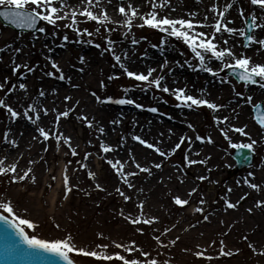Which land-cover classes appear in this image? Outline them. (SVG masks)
Wrapping results in <instances>:
<instances>
[{
    "label": "rangeland",
    "instance_id": "rangeland-1",
    "mask_svg": "<svg viewBox=\"0 0 264 264\" xmlns=\"http://www.w3.org/2000/svg\"><path fill=\"white\" fill-rule=\"evenodd\" d=\"M240 1L245 5L246 2L250 0ZM122 2H124V0H118V3ZM79 18L81 19L79 27L81 29L88 28L89 31L93 33L92 37H88L86 34H84L83 37L78 36L72 28L64 27V25L67 24L65 21L58 22V26H52L46 21H42V25L40 26V28H45L47 30V35L54 38V44H60L62 42L70 43L79 40L86 44L90 43L87 41L91 40L94 41L91 43L96 45V50L91 54V57L93 58L91 60L92 62L95 60L100 62L101 67L94 66L92 69H97V74H89L85 77H83V74L78 75L80 77L78 81L87 86V92L80 91L69 103L62 101L58 103L59 111L67 110L68 108L73 109L68 117H61L59 131L65 136H70L72 138V145L73 147H76L78 154L75 156L72 155L71 150L64 143L63 139L60 141L59 150H57L55 139L50 137L49 140L44 141L43 138H38V142L34 145L38 150L36 153L32 151L30 155L31 161H35V163H22V171L26 170L28 167L33 168V172L30 173V176L35 175L37 178L36 181L33 182L29 178L24 181L10 183L9 177L11 174L0 175V199L4 197L12 199L19 214L26 218H31L37 223L35 234L46 239L63 238L68 233H71L78 246H83L91 250H102L97 246L108 244L109 248L107 251L109 253L120 251L122 254L128 255L129 258L140 257L145 260L156 258L160 264H166V262H170V264H264V255L260 254L258 251H254L253 248L250 247V245H255L257 249L264 247V207L256 208L251 204H245L244 206L246 207L248 214L242 215L240 208L233 212L227 210L221 213V211H218V208H215L213 204L218 196L222 198L227 195V192L224 189L221 191L218 187V184L222 182L224 177L227 180L223 182V186H225V188H231L233 185L232 182L237 181L240 183L241 175L248 173L259 163L261 154L254 150L252 151L255 154V159L250 168L237 170L236 163L232 158L231 161L233 162V165H231L230 169L223 170L221 175L211 176L212 172L208 174L203 172V165H197L195 167L188 166L185 154L189 157L190 154L188 146L184 144L174 155L166 158L164 167L165 169H171L175 176L188 180V186L191 188L195 187L198 189V191L190 197L191 204L181 206L177 205L173 200L175 195H180L181 198L189 199L188 193H185L187 195L180 194L179 191L174 190V188L171 190V195L166 193V187L169 185L168 178L170 175V173L166 171L163 172L164 178L161 184L164 189H161L160 187L157 189V199H155V204L161 210V212L158 213L159 221L154 222L152 225L144 223L134 225L126 218V216H121V210H123L126 215H131L132 217L138 216L139 212L128 210L126 205L122 202L124 197L116 192V188L119 187L127 193L126 189L123 188L121 184H117L116 177L118 176V173H116L109 163L104 162L106 155L104 154L103 149L95 148L96 142L93 137V134L95 133L93 128L88 127V124L81 118L82 115L88 116L89 110L80 103L77 105L76 101H80V95L88 96L92 91H95L96 96L101 97V100H97L96 97H93L96 100V104L108 101L106 99L107 96L114 97L113 101L108 102H115V100L121 99L122 95L127 92H144V94L147 95L148 101L151 97L152 100L160 103L164 110L161 111L162 114L159 118L162 121L167 122V119L169 118L165 108L175 105L178 101L177 98L170 92H163L162 88L158 89L147 82L129 78L114 79L113 75L115 73L113 72V62L109 57V51H106L107 41L105 40V37L110 36L111 39H124V41L125 39L137 40L138 42L133 45L134 49L131 51L135 57H139L141 54L143 55L146 49H150L154 52L153 49L158 48L160 43L165 42L171 47L173 52L177 54L172 64H187L191 69L194 68L191 64V59L194 53H192L191 48L182 38H172L168 36L167 33L148 25L140 27L139 25L142 22L139 20H136L133 23V27L129 31L125 26L116 23L103 25L99 24L97 21L85 20L83 16H80ZM248 22L251 23V17H248ZM0 26L7 29L13 40L22 44L27 43L28 35L30 33L16 32L12 28L5 26L1 20ZM97 27H99V34L96 33ZM108 28H111L112 31L108 32ZM243 30L249 31L244 20ZM253 32L254 29L251 30V33ZM65 34L69 37L67 41L63 40ZM236 37L238 40H241L243 47L248 48V42L245 37H242L239 34H237ZM97 44H99L100 47H97ZM137 44L139 45L137 46ZM126 48L130 49L131 46L126 45ZM63 54V63L59 65H63L65 69H70L75 65L78 54L70 48L65 49ZM23 55H27L28 59H21L22 65H28V67L36 69L42 77H48V72L58 74L61 71V66L59 69L49 65L45 66L42 63L43 57L39 58L38 54L32 49H27L26 47ZM30 61L32 62L31 64L29 63ZM219 64L221 66L222 62H219ZM22 68L24 70L20 69L19 71H14V67L11 63H0V69L4 71V77L7 78V80H4L3 82H5L7 86L15 84L18 75L24 73L25 70H28V68L23 66ZM227 70L228 69H223V71L220 72V76L226 81V90L224 92L227 91L231 95L237 96L236 93L240 92L241 89L245 87L254 88L260 84L256 83L255 86L250 84L249 86L239 84L227 74ZM31 77L32 78L30 79L33 81L34 75ZM192 81L199 82V78L194 77V80ZM233 85L235 87H233ZM125 88L130 90L125 92ZM8 94L19 95L22 103L18 102L17 105H15V101H12L11 103L21 112L29 105V103H32L36 97L32 85H29L26 91L20 89L18 86L13 92H7V88L0 90V98L5 99V101L7 100L6 98ZM259 104L262 103H253V105ZM253 105H249L250 113L253 112ZM196 110L197 111L192 112V117L188 120L189 123H192L195 126L194 129L189 132L192 141L194 143L197 142V135L204 136L205 138L206 136H211L212 139L214 138L218 142V146H223L226 141L211 133L213 117L211 110L208 107H198ZM5 111L7 110L0 106V124L4 120ZM88 118L93 120V123L97 122L101 125L105 124L102 119L95 121L96 118L94 115H90ZM253 121L252 123L254 124ZM118 132L122 133L123 131L122 129H119ZM89 141H91V143H89ZM46 147L47 151H44ZM212 149L216 152L218 151L214 147H209V150ZM86 152L92 153L87 160L84 159V154ZM203 159L204 158L201 160ZM206 160L207 163L204 165L213 171L215 168L214 163H210L209 158ZM69 161H71V163H69ZM84 163L87 164V168L81 167V164ZM89 170L96 173L95 179L88 176L87 173ZM194 171H196L199 176L207 177V179L203 180L200 184L193 183L191 174ZM52 173L54 176L52 181H50V175ZM65 173L69 177L68 183L72 186L71 192L67 193L65 191ZM246 179L251 182L254 181L250 177H247ZM97 183H100L103 186L102 189H97L95 187ZM249 194L251 197L258 198V195L253 190L250 191ZM200 195H202L203 199H208L212 203L200 205L198 202V200H200ZM262 196V199H264V194H262ZM197 207H203L205 209L204 213L194 211ZM25 208L28 209L26 213L23 212V209ZM249 208H252L253 211L249 212ZM0 211L3 210L0 209ZM165 212H168L166 220H168L172 214L179 218L183 217V215H190L191 219L189 221L201 220L199 222L200 227H195L190 230H196V228H199L197 233H200V239H195L193 242L195 246L201 245L202 247L199 249L192 248L190 252H187L185 249L188 250V248H186V245L188 244H185L181 238V240L177 241L175 245H169L167 248H162L156 242L154 236L159 235L165 228H170L169 225L160 221L162 218L164 219L163 215ZM204 215L209 216V220H207L208 222H204ZM145 216L150 217L153 216V214H146ZM213 217L217 218V221L212 219ZM56 224H59L60 227L57 228ZM138 228H143L144 231L141 233L137 231ZM26 231L30 234L33 232L32 229L27 228ZM178 231V229L172 230L161 238L165 241V244H167L170 240L176 238L175 234ZM101 232L104 234L103 237L99 235ZM245 236L248 238L247 240L244 239ZM221 239L225 241L226 251H231L236 248L240 249V251L238 253L234 252V254L230 256L218 255L219 240ZM131 240H136L140 246L149 251L151 257H142L139 252L124 253L122 249L117 248L111 243L112 241L129 243ZM212 240H216L217 245H212ZM203 246L207 247V249L216 250L212 253L213 258L211 260L207 258V252L204 257L195 256V251L201 250ZM70 255L78 264H122L118 259L105 261L86 256L82 253H71ZM218 257H223L224 260Z\"/></svg>",
    "mask_w": 264,
    "mask_h": 264
},
{
    "label": "bare ground",
    "instance_id": "bare-ground-1",
    "mask_svg": "<svg viewBox=\"0 0 264 264\" xmlns=\"http://www.w3.org/2000/svg\"><path fill=\"white\" fill-rule=\"evenodd\" d=\"M152 3H159V0H151ZM68 3L72 7H83L80 3V0H68ZM128 7L129 0H124L122 2ZM132 6L138 7L140 13H148L152 10L151 3L149 0H130ZM213 3H217L219 7L222 9L225 3L233 4V7L229 10V13L226 14L228 17V21L230 22L229 26L237 27L243 30V20L244 17L239 15V9H245V16L251 17L253 12H258V6L251 5L250 1L246 2L244 5L240 0H170V3L167 7L157 8L156 11L163 16L165 14L169 15L172 18L184 17L186 19L202 20L204 16L207 14L209 20L213 19L215 15L211 11V5ZM101 4L103 7H96L95 5L91 6L92 10L97 13H102L104 9H107L108 14L113 18V20H121L123 19V15L118 12V7L121 3H118V0H111V3L108 0H101ZM70 10V9H66ZM196 12L197 16H189L188 13ZM260 15H264L263 13H259ZM80 15L77 16V19L81 21L79 18ZM139 20L142 22L139 16H137L133 23ZM66 23H69V20H62ZM60 22V21H58ZM113 24L112 22H109ZM198 30H208L198 28ZM254 33L258 38H264V32L260 29H254ZM168 36L175 38L167 33ZM227 35V34H226ZM234 36H230L229 45H234V51L237 55H248L253 58L254 62H264V46H261L257 43H253L251 47L245 48L241 44V40ZM79 40V39H77ZM114 43V48L109 51V57L113 62V75L114 79H123L130 78L126 74H124L123 70L119 67V62H117L112 55V51H115L116 54L121 55L122 60L128 67L132 70L145 71L149 68H156V72L153 73V77L155 76H163L164 80H162V87L164 85L168 86L170 89H175L178 87H186L188 90V94L194 96H203L204 98L215 101L218 104L223 105L222 108L218 110H211L212 114V130L211 133L216 135L226 142L223 146H218V142L213 138L211 142L207 139L200 141L197 140L194 143L191 140V143L185 140V145L188 146V151L191 159L201 161L209 158L210 163H214L215 168L213 171L204 164H194L190 167H195L197 165H203V172L210 173L212 175L218 176L221 175L223 170L230 169L231 165H233L232 154L230 153L234 148H237L236 145H242L244 143H249L251 139H255L257 143L253 146L255 152H259L261 155V159L259 163L248 173H244L240 177V183L235 181L232 182V191L229 192V188H225L223 186V182L227 179L224 177L222 182L218 184V187L222 191L223 189L227 192V195L215 200L213 203L215 208H218V211H225V209L233 212L236 209L240 208L241 214H248L245 204H251L256 208H261L264 206L257 205L258 200H262V194H264V130L257 128V125L252 123L253 115L249 111V105L252 106L253 103H262L264 105V85L259 84L257 87H245L240 90L243 93L242 96H234L229 92H224L226 90V81L222 79L220 73L214 76L211 73L206 71V68H200L198 66V58L193 55L191 59V64L193 65V69L189 67L187 64L176 65L172 64L174 59L176 58V53L173 52L171 47L165 42L160 43L159 47L153 49L154 52L150 49H146L144 54L139 57H135L131 51L134 49V44L132 40L124 39H112ZM127 41V42H126ZM127 43V44H126ZM126 45H130L131 48L127 49ZM139 44H137L138 46ZM32 49L38 54V57H43L42 63L45 66H52L51 60L48 59L51 56L55 59L59 64L63 63L64 59V50L72 49L75 53L78 54V58L74 66L70 69H65L63 65L61 69L66 77H71V81L68 79L61 80L59 78V74L54 76L42 77L39 72L34 69L29 72L25 70L24 73H20L17 78V82L15 85H19L20 83H27V85H32L34 91L36 93V97L32 103L37 111L40 112V119L37 123H32L27 120L25 116H21L19 118L10 119V114L8 111H5L4 120L0 124V158L8 157L6 161V165L11 164L12 162L18 163L17 172L22 174V163H29L31 161L30 155L31 152H37L38 148H35L34 145L38 142L39 133L37 132V127L43 126L46 130H51L55 128V116L56 111H59L58 103L70 101H65L64 97L66 95L74 98L80 91L87 92V86L84 83L78 81L80 78L78 75L83 74L88 76L89 74L96 75L97 69H93L95 66H99L100 62L97 60L93 61L91 54L96 50L95 44L93 43H83L81 41H72L70 43L63 42L60 44H54V38L47 35L46 32H35L28 35V40L26 44L18 43L13 40L9 35L7 29H4L0 26V63L11 65L15 68L17 64L21 65V59H28L27 55L24 54V49ZM19 48L22 51L17 52L16 49ZM109 48L107 43L106 49ZM127 52L128 56L125 59L123 54ZM108 54V53H107ZM80 57L84 58V61L81 62ZM102 59V57H101ZM166 62V63H165ZM220 61L213 59L211 61L210 66L213 68L219 69L221 66L219 64ZM32 63L31 61L29 62ZM83 71H80V69ZM103 71V69L101 68ZM101 71V72H102ZM118 74V75H116ZM34 75V80L31 81V76ZM78 76V78H77ZM82 77V78H83ZM194 77L199 78V82H193ZM133 79V78H130ZM5 80L4 71L0 69V82ZM82 80V79H81ZM53 81V82H52ZM12 82V81H11ZM75 85V86H74ZM201 89H205V92H201ZM55 90V91H54ZM40 91H44L45 95L40 96ZM95 91H92L88 94V96L80 95L79 103L82 106H85L88 111V116L94 115L97 121L98 119L104 120L105 124L101 125L97 122L92 124V128L94 130V141L96 142L95 148H100V143L102 141H106L107 143L115 146L119 144V147L115 149V151H109L108 153H104L106 158L104 162L108 163V160H120L125 163V171H134L138 174L134 177H129L135 185L134 188H128L120 179L119 174L116 177L117 184H121L123 188L126 189L127 194L132 197L131 200L123 199L122 202L126 205L128 210L130 211H138L139 212V202L144 201V213L145 215H155L158 216V213L161 212L160 208L155 204V199H157V189L160 187L164 189L161 185L162 180L164 178L163 172L168 171L170 173L168 182L169 185L166 187V193L171 195V190H178L180 194L187 195L191 189L188 186V180L183 178V182H181V178L175 176L174 172L171 169H165L164 165L166 163V159L161 157L158 153L155 152L154 149H149L146 145L141 144L139 141L133 139L134 136L140 135L143 138L148 139L150 142L157 143L164 150H170L175 146L176 143L179 142L181 136L191 137L189 132L193 130V128L189 127L188 120L191 119L192 112L197 111L198 107L204 106H193L192 108L187 107L186 104L182 105L178 100L175 105L171 107L165 108L168 113V121H162L159 116L162 114V106L160 103L155 102L150 97V100H147V95L144 92L138 91H130L122 95V98L134 99L137 104L145 105L144 108L137 107L136 104H119L115 102L104 101L101 104H96V100L93 97H97L93 95ZM171 93V92H170ZM172 94V93H171ZM251 96L252 103L247 102V97ZM7 103H10L13 107L21 102V98L19 95L8 94ZM15 101V105L11 102ZM22 103V102H21ZM48 107L51 111L48 114H44L43 109ZM151 107H156L159 109L158 112L150 111ZM16 108V107H15ZM18 110V109H17ZM19 111V110H18ZM30 115L35 116L34 112H30ZM217 116H228L229 121L224 122L221 120L217 123L215 117ZM195 117V116H194ZM113 121H117V123H113ZM193 125V124H192ZM233 125L236 127H242L247 125L245 129L246 132L250 133L249 136H245L239 132H236L233 129ZM103 126L105 129L104 133H99L98 128ZM88 127H90L88 125ZM220 128H224L228 132V136L231 137V140L226 138L223 133L220 131ZM11 129L9 133V140L16 139L18 141L17 146H12L10 143L4 141L3 136L5 131ZM122 129V133H119L118 130ZM209 136H206V138ZM123 139V142L121 140ZM209 147H214L218 151L216 152L214 149L209 150ZM210 151V152H208ZM198 153V154H197ZM208 154V155H207ZM135 157L136 161H138L142 166H146L152 169L151 174L141 172L135 167V162L132 160V157ZM153 161L161 162L163 161V166L160 169H156L153 165ZM254 173V175H250ZM53 173L50 175V181L53 179ZM200 176L194 171L191 174L192 182L195 184H200L203 181L199 180ZM250 177L254 180V183L262 184L261 190L252 189L248 183L245 182V179ZM152 188V190H151ZM142 189V191H141ZM255 191L258 195V198H254L250 196V191ZM155 194H153V193ZM247 193V197L243 200H240L242 196ZM194 195V194H193ZM192 195V196H193ZM200 200L203 199L202 195H200ZM191 200V199H190ZM198 200V202L200 201ZM206 203L211 204L212 202L208 199H205ZM231 200L233 203L240 200L237 208L233 209L228 207L226 201ZM191 204V201L189 202ZM188 204V205H189ZM162 218V222L166 225H169L170 228L173 224L176 225L173 230L178 229L179 231L175 234V236H179L180 239L185 243L186 248H188L187 252H190L192 248H196L194 244L195 239H200L199 234L197 233L199 228L196 230H190L195 227H200L199 220H191L190 215H183V217L179 218L176 215H170L169 219L168 212H165ZM217 221V218H212ZM159 221V220H158ZM204 222H208L205 221ZM189 225H194L193 227H189ZM205 247L201 249L204 251ZM216 250L207 249L208 256H212V253ZM224 260L223 257H218ZM211 260V259H210Z\"/></svg>",
    "mask_w": 264,
    "mask_h": 264
},
{
    "label": "snow or ice",
    "instance_id": "snow-or-ice-1",
    "mask_svg": "<svg viewBox=\"0 0 264 264\" xmlns=\"http://www.w3.org/2000/svg\"><path fill=\"white\" fill-rule=\"evenodd\" d=\"M109 3H111V0H108ZM151 3L152 10L148 13H140L138 10V7L132 6L129 0L128 7L125 6L124 3H121L118 7V12L123 15V19L121 20H113V18L108 14L107 9H104L102 13H97L92 10L93 5L96 7H103L101 4V0H80V3L82 5H85L83 7L77 8L72 7L68 0H0V17H3L5 20L10 21L12 24L18 25L20 27H27V28H36L38 22L40 21H46L48 24L52 26H58V21L62 20H69V23L65 24L64 27L66 28H72L75 33L78 36L83 37L84 34H86L88 37H92L93 33L89 31L88 28L81 29L79 27V21L77 19V16H83L85 20H93L97 21L99 24L107 25L109 22L116 23L118 25L125 26L129 31L133 27V20L139 16L142 20V23L139 25L140 27H143L144 25H148L152 28L159 29L162 32L168 33L169 35L173 37L182 38L183 41L191 48L192 53L195 54V56L198 58V66L200 68H206V71L208 73L213 74L214 76L218 75L223 69H232L233 73L239 77L241 81H244L246 83H260L264 85V62H254L253 58L248 55H237V53L234 51V45H229V38L230 36H234L236 34H239L242 37H245L246 41L248 42L247 46L251 47L253 43H257L261 46H264V38H258L257 35L253 32L250 33L249 31H245L242 29H239L237 27L229 26L230 22L228 21V17L226 14L229 13V10L233 7V4L231 3H225L223 8L221 9L217 3H213L211 5V11L215 14L213 16V19L210 21L208 18V15L206 14L202 20H193V19H186L184 17H178V18H172L169 15L165 14L163 16H160V14L156 11L157 8H163L167 7L170 3V0H159V3H152L151 0H149ZM251 5L258 6V12H253L251 14V23L248 22V17L245 16V9L240 8L239 9V15L244 17V22L247 25V29H260L262 32H264V15H260L259 13H264V0H250ZM70 9V10H66ZM189 16H197L198 13L196 12H190L188 13ZM198 28L202 29H208V30H198ZM40 32H46L47 30L45 28L38 29ZM108 32H111L112 29L108 28ZM96 33L99 34V27L96 29ZM227 34V35H226ZM69 39L68 35L63 36V40L67 41ZM105 40L107 41L109 48L107 50H111L114 48V41L111 39L110 36H106ZM87 42H94V41H87ZM138 41L133 39L132 43L136 44ZM97 47H100L99 44H97ZM155 47V45H154ZM17 52L22 51L21 49L17 48ZM112 55L114 56L115 60L119 62V67L123 70L124 74H126L128 77L133 78L137 81L147 82L150 85H154L156 88H162L163 92H171L177 100L181 102L182 105L186 104L187 107L192 108L193 106H207L208 108L212 110H218L223 107V105L216 103L213 100L204 98L203 96H194L191 94H188V90L186 87H178L175 89H170L168 86L164 85L162 87V80H164L163 76H155L153 77V73L156 72V68H149L147 72L145 71H139V70H132L128 67L127 64H125L122 60L121 55L116 54L115 51H112ZM124 58L126 59L128 56V53L125 52L123 54ZM2 59V57H0ZM49 60H51L52 66L54 68L59 69L60 65L59 63L53 59L51 56L48 57ZM215 59L220 62H222V65L219 69L213 68L210 66L211 61ZM81 62L84 61L83 57H80ZM166 63V62H165ZM23 67L28 68V71L31 72L34 69L31 67H28V65H23ZM21 68V65L17 64L14 68V71H19ZM80 71H83L81 68ZM47 75L53 76L56 75L54 72H48ZM59 78L61 80L68 79L71 81V77H66L63 73V71H60ZM7 80V78H5ZM103 83V82H102ZM75 86V85H74ZM17 85L13 84L11 86H7L5 82H0V90L6 89L7 92H13L16 89ZM20 89L27 90L28 85L26 83H20L18 85ZM233 87H235L233 85ZM130 89L125 88V92L129 91ZM55 91V90H54ZM202 93L205 92V89L200 90ZM40 96H44L45 92L40 91ZM95 95V93H93ZM237 96H242L243 93L237 92ZM97 100H101V97L97 96ZM65 101H71L72 97L66 95L64 97ZM106 99L108 101H113L114 97L107 96ZM252 97H247V102L252 103ZM116 103L119 104H136L137 107L144 108L145 105L143 104H137L136 100L134 99H127V98H121L115 100ZM76 104H79V101H76ZM0 106H2L4 109H6L10 114V119L19 118L22 115L27 118V120L31 121L32 123H37L40 119V112L36 110L35 106L33 104H29L27 107L23 109V111H18L15 107H13L10 103H7L5 99L0 98ZM254 108L258 109V113L256 115V119L259 122L261 126H264V107L261 105H253ZM51 111L48 107H45L43 109L44 114H48V112ZM72 108H68L67 110L63 111H56L55 116V128L52 130H46L45 127L39 126L37 127V132L39 133V136L43 138L44 141L49 140V138L55 139L57 143V150H59L60 147V141L63 139L64 143L68 146V148L71 150L72 155H77V149L76 147H73L72 145V138L70 136H65L62 132L59 131V122L61 117H68L70 112H72ZM150 111L152 112H158L159 109L156 107H151ZM29 112H34L35 116L29 115ZM90 127L93 124V120H90L87 115H82L81 117ZM217 123H219L221 120L224 122L229 121L228 116H217L215 117ZM113 123H117V121H113ZM190 128L194 129V125L189 124ZM233 129L236 132H239L245 136L250 137V133L246 132L245 129L247 128V125H244L242 127H236L235 125L232 126ZM220 131L223 133V135L231 140V137L228 136V132L224 128H220ZM11 132V129H8L5 131L3 139L7 143H10L12 146H17L18 141L16 139L9 140V133ZM99 133H104L105 129L103 126L98 128ZM39 138V137H34ZM123 139L121 142H123ZM134 140L139 141L141 144L146 145L149 149H154L156 153H158L161 157H164L165 159L171 155H174L178 149L181 148L182 145L185 144V140L189 143H191L192 137H184L181 136L179 139V142L175 144L174 147H172L170 150H164L161 146H159L157 143L150 142L148 139L143 138L140 135H136L133 137ZM197 140L203 141L207 139L209 142L212 141V137L209 136L205 138L204 136L197 135ZM91 143V141H89ZM257 143L255 139H251L249 143H244L242 145H236L237 147H243L250 150H254L253 146ZM100 148L103 149L104 153H108L109 151H115L116 148L119 147V144L113 146L106 141H102L100 143ZM44 151H47V147L44 149ZM198 154V153H197ZM91 152H86L84 154V159L87 160L89 156H91ZM185 159L187 161L188 166L200 163V164H206L207 160H201L197 161L194 159H191L187 154H185ZM8 160V157L5 156L4 158H0V175H8L11 174L9 177V182H18V181H24L26 179H31L33 182L36 181V176L31 175L30 173L33 172L32 167H28L26 170L22 171V174L17 172L18 163L12 162L11 164L6 165V161ZM132 160L135 162V167L141 172L149 173L151 174L152 169L146 166H142L138 161H136L135 157H132ZM30 164H34L35 161H29ZM71 163V161H69ZM108 163L111 165V167L116 171V173L119 174V179L127 185L128 188H134L135 185L132 183V181L129 179V177H134L138 173L134 171H125V163L120 160H108ZM153 165L156 169H160L163 166V161L161 162H155L153 161ZM81 167L87 168V164H81ZM88 176L95 179L96 173L92 171H88ZM254 175V173L250 174ZM199 180L203 181L207 179L205 176H200L198 178ZM64 181L66 185V193L71 192L72 186L68 183L69 177L65 173ZM181 182H183V178L181 177ZM246 183L249 184V186L252 189L261 190V185L258 183L251 182L250 180H245ZM78 187V185H77ZM97 189H102V185L100 183H97L95 185ZM142 191V189H141ZM198 191L197 188L193 187L188 192L189 199L181 198L180 195H175L173 197L174 202L177 205H188L190 202V197ZM229 192L232 191L231 188L228 189ZM116 192L124 197L125 200H131L132 197L129 196L127 193H125L121 188H116ZM247 193H245L244 196L240 198V200H243L247 197ZM240 200L233 203L231 200L226 201L228 207L230 208H237V206L240 203ZM206 203L204 199H201L199 201L200 205H203ZM257 205L264 206V199L258 200ZM139 215L136 217H132L131 215H126L123 210H121L120 214L121 216H126V218L134 225L144 223L148 225H152L154 222H157L159 220L158 216H145L144 213V201H140L139 205ZM0 209L3 211H0V222L3 223L5 226L4 234L6 239L9 241V245L7 248V251L10 253H22L25 250L23 249V245H27L28 250H38L39 252H47L55 254L57 257H60L63 261L66 262V264H77V262L73 259V257L70 255L71 253H82L86 256L94 257L97 259H102L105 261H112L113 259H118L122 262V264H160V262L156 258H150V259H142L140 257H132L129 258L128 255L122 254L120 251L109 253L107 250L109 248L108 244H102L98 245L97 247L102 250H91L87 249L83 246H78L71 233H68L63 238H55V239H46L41 236H38L35 234V230L37 229V223L31 219L26 218L25 216H22L18 213L17 207L12 199L4 197L0 199ZM28 209H23V212H27ZM194 211L199 213H204L205 209L203 207H197L194 209ZM227 211V209H225ZM249 212H252L253 209L249 208ZM203 219L205 221L209 220V216L204 215ZM223 223V222H222ZM194 225H189V227H193ZM56 227L59 228L60 225L56 224ZM176 225L173 224L171 228H165L163 232H161L159 235H155L154 239L156 242L162 247L167 248L169 245H175L177 241L180 239L179 236H177L175 239L170 240L167 244H165V241L161 238L166 233H169L175 228ZM27 229H32L33 232L30 234ZM14 229L15 233H10L8 230ZM137 231L143 232V228H138ZM101 237L104 236V234L101 232L99 233ZM13 236H19L21 240L18 242L13 239ZM245 240L248 238L245 236ZM112 244H114L117 248L122 249L124 253H134L139 252L141 253L142 257H151V253L147 250H145L142 246H140L136 240H131L129 243H122L117 241H112ZM212 245H217L216 240L211 241ZM202 247L201 245H197V249ZM250 247L253 248L254 251H258L260 254L264 255V247H261L257 249L255 245H250ZM187 251V249H185ZM240 249L236 248L231 251H226V245L224 240H219V251L218 255L224 256V255H233L234 252L238 253ZM207 252V247H205L204 251L196 250L195 256L196 257H204ZM209 260L212 259V256L207 257ZM166 264H170V262H166Z\"/></svg>",
    "mask_w": 264,
    "mask_h": 264
},
{
    "label": "water",
    "instance_id": "water-1",
    "mask_svg": "<svg viewBox=\"0 0 264 264\" xmlns=\"http://www.w3.org/2000/svg\"><path fill=\"white\" fill-rule=\"evenodd\" d=\"M5 23L13 26L16 30L24 31H35L38 27V24L36 28L30 29L27 27H20L7 21H5ZM256 112L258 113V109H256ZM237 160L239 167L249 166L252 162V155L249 151L241 149L238 152ZM4 229L5 226L2 222H0V264H66L65 261H63L60 257H57L55 254L39 252L38 250H28L27 245L22 246L25 250L22 253L8 252L7 248L9 241L5 237ZM8 231L10 233H15L14 229H9ZM13 239H15V241L18 243L21 240L19 236H13Z\"/></svg>",
    "mask_w": 264,
    "mask_h": 264
}]
</instances>
